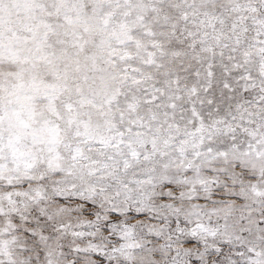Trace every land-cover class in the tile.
Listing matches in <instances>:
<instances>
[{
  "label": "snow or ice",
  "instance_id": "6c2138e0",
  "mask_svg": "<svg viewBox=\"0 0 264 264\" xmlns=\"http://www.w3.org/2000/svg\"><path fill=\"white\" fill-rule=\"evenodd\" d=\"M0 264H264V0H0Z\"/></svg>",
  "mask_w": 264,
  "mask_h": 264
}]
</instances>
